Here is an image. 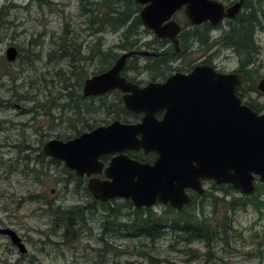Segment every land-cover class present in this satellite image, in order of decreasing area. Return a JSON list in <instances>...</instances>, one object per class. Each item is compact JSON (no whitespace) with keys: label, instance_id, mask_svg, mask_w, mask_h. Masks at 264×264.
<instances>
[{"label":"rangeland","instance_id":"1","mask_svg":"<svg viewBox=\"0 0 264 264\" xmlns=\"http://www.w3.org/2000/svg\"><path fill=\"white\" fill-rule=\"evenodd\" d=\"M83 14L80 0H0V228L15 231L27 248L20 254L8 237L0 235V264H264V189L257 198L259 209L247 205L227 211L224 203L211 205L209 197L185 209L211 226L224 215L230 220L227 245L214 241L207 248L203 242H185L175 230H166L155 241L126 237L108 216L113 208L122 214L119 220H131V214L126 216L131 211L120 207L121 202L109 209L92 204L85 184L59 181L65 177L60 165L48 166L43 159L42 167L34 166L43 143L74 135L69 128L71 111L61 108L66 100L57 75L68 72L69 60L60 53L66 44L80 46L100 36L88 39L93 29H87ZM115 30L103 29L97 41L103 50L119 42ZM259 44V64L264 65V33ZM9 46L19 52L15 62L5 59ZM103 102L104 109L95 114H86L80 103L77 111L98 123L101 114H112L106 109L112 101ZM85 103L93 109L100 106L99 101ZM26 163L36 169L34 173L46 171L39 176L40 183L25 175ZM204 188L210 190L209 185ZM34 194L64 209L89 206L83 225H77L68 240L62 237L63 229L54 234L43 206L28 199ZM222 194L217 192L225 202L240 196Z\"/></svg>","mask_w":264,"mask_h":264},{"label":"water","instance_id":"2","mask_svg":"<svg viewBox=\"0 0 264 264\" xmlns=\"http://www.w3.org/2000/svg\"><path fill=\"white\" fill-rule=\"evenodd\" d=\"M136 2L146 5L140 13L141 23L175 45L179 26L173 21L163 22L176 10L185 7V15L193 25L205 20L216 25L224 17H234L240 7L238 2L225 10L211 0ZM130 55L123 54L108 71L87 79L83 96L117 89L123 93L127 110L146 114L143 122L122 125L115 121L65 142L51 139L43 145L46 155L62 161L78 176H90L97 173L98 158L103 154L125 148L155 151L158 158L153 165L119 156L107 169L112 181L92 179L87 183L95 200L129 199L137 209L150 207L158 199L180 210L191 202L186 190L203 194L201 180L230 185L244 196L255 193L256 179L264 188V114L258 115L235 97V86L242 77L196 68L189 75H173L163 84L139 88L120 76ZM5 56L7 61H14L16 49L7 48ZM259 89L264 92V80ZM162 110L163 119L156 121L154 114ZM0 235L8 237L19 253H27L15 231L0 228Z\"/></svg>","mask_w":264,"mask_h":264},{"label":"flooded vegetation","instance_id":"3","mask_svg":"<svg viewBox=\"0 0 264 264\" xmlns=\"http://www.w3.org/2000/svg\"><path fill=\"white\" fill-rule=\"evenodd\" d=\"M124 1L128 2V6L132 7L129 11L125 9V11L131 12L128 22L140 24L138 25L139 30L133 36L135 38L132 39L135 42L134 45L129 47L124 41V31L119 30V42L117 44H110V47L103 50L102 44L97 42L103 33V29L97 31L91 30L88 39L94 37V34L100 36H96V41L94 40L88 44L86 41L85 43H81L80 46L64 43L66 46H64L60 53H62L63 58L69 60L68 72L66 73L71 80L66 81L67 85L62 90L64 94L61 97H64L66 100V104H62L63 109L66 108L71 111L69 113L72 114V119L69 123V128L74 131V135L63 139H52L65 142L83 133L91 132L95 128H105L115 121L122 125H139L143 122L146 114L127 110L122 101L123 93L117 89L102 95L83 96L85 81L108 71L117 59L125 53H131V55L125 60L120 76L139 88H143L149 84H163L173 75H189L196 68H204L221 75H233L236 78L242 77L241 83L235 86V97L240 101L241 105L249 107L258 115L264 114V92L259 89V83L264 80V65L259 64V52L261 49L259 37L264 33V0H211L221 3L225 10L232 7L235 3H240L238 12L234 17H224L216 25L212 24L209 20L193 25L185 15V7L176 10L169 20L163 22V25L169 21H173L179 26V31L175 36L177 45L169 38L157 36L151 29H148L141 23L140 13L146 5H141L136 0ZM124 6H126L125 2L121 4L123 9ZM98 14L99 17H104L102 11ZM121 44H124L125 47L120 48ZM142 52H146L147 54H142ZM104 53H107L106 59H104ZM18 56L19 52L13 62L16 61ZM186 57L190 59L185 60ZM47 65H50V63ZM82 71L85 74L78 73ZM71 96L77 98L86 114L97 113L99 109H104L105 104L103 100H111L112 104L106 105V109L112 114H101L102 117L98 123L90 116L83 118L80 116L81 112L74 111L68 105L71 102L69 99ZM84 101L93 103L99 101L100 106L93 109L91 104H86ZM164 115V110L157 111L154 114V118L156 121H161ZM137 138L140 139L141 136L138 135ZM45 143L37 148L39 154L35 160L46 159L48 160V166L60 165L65 177L59 181L71 183L75 181L83 184V186L85 184L86 195L93 199L92 204L109 209L114 204L121 202L120 207L131 211L126 215L128 217L130 214L132 217L138 213L145 212H152L160 216L168 212L181 215V212L193 203H199L202 199H206L209 196L218 197L217 192H222V190L216 189L217 184L214 181L201 180V186L204 189L203 194L199 195L190 189L186 190L187 195L191 198V202L186 206L184 205L180 210L175 209L168 203L163 204L158 199L150 207L139 209L129 199L112 198L101 202L92 197L87 189V183L92 179H97L99 182L112 181L107 176V169L114 158L121 156L140 164L153 165L158 158V154L155 151L145 152L143 148H125L121 152L106 153L98 158L97 173H92L90 176L87 174L78 176L74 170L67 168L62 161L55 160L46 155L43 152V145ZM256 181L255 185L258 189L259 182L258 180ZM206 185L210 186L209 191L204 188ZM208 194L211 195L206 197ZM239 197L243 196L240 194ZM157 209L160 210V213H158ZM118 211V209L113 210L112 208L110 212L122 215Z\"/></svg>","mask_w":264,"mask_h":264},{"label":"trees","instance_id":"4","mask_svg":"<svg viewBox=\"0 0 264 264\" xmlns=\"http://www.w3.org/2000/svg\"><path fill=\"white\" fill-rule=\"evenodd\" d=\"M81 1V11L86 16L87 29L94 31L111 28L112 30L118 29L124 31V41L130 47L135 44L133 36L138 30L139 23L133 22L129 23V14L127 12L131 10L132 7L128 6V2L124 0H80ZM125 2L124 9L121 7V4ZM48 2H46L47 4ZM127 9V11H125ZM103 13L104 17H99V12ZM117 31V30H115ZM132 40V41H131ZM130 41V42H129ZM120 48H124L125 45L121 44ZM173 51V50H171ZM106 54L104 53V59H106ZM116 56V55H115ZM99 72V71H97ZM85 74V72H78ZM58 80L63 83V89L66 88L67 80L70 78L67 76V73L57 75ZM71 80V79H70ZM71 100L68 104L74 111H77L79 108V102L77 98L71 96ZM63 109V105H61ZM42 158V156H41ZM37 161V162H36ZM28 162V160H27ZM34 166L42 167V159L35 160ZM36 169L29 168V163L24 165L25 175L32 177L33 182L40 183L39 176L46 173L45 170H41L38 173H34ZM34 171V172H33ZM69 183H63L64 187ZM80 184V183H78ZM216 189L222 190L223 193L236 192L231 186L228 185H216ZM87 193V190L84 188ZM263 191L261 184L256 191L255 195L250 197H234L229 201L225 202L224 199H221L216 196H209L210 204L216 206L217 204L224 203L227 205V211L233 210L240 207H245L247 205H252L256 209H259L260 202H258V194ZM28 199H36V202H39L43 206V211L46 215L52 220L53 233L63 229L62 237L68 240V234L75 230L77 225H83L84 219L83 214L85 210L89 209L85 206H72L70 208H61L60 206H54L52 202L48 200L41 201L40 196L34 194L29 196ZM219 202V203H218ZM187 209V208H185ZM181 212V215H176L172 213H167L163 216L156 215L152 212L138 213L135 216L131 217V220L123 222L119 220L117 213H109V217L115 220L119 231L124 233L126 237L131 238H143L150 241H155L160 239L166 232V230H175L181 233L184 236V241L187 243L193 242H203L207 248L211 246L214 241H222L227 244V233L229 230L230 220L227 216H222L217 221L218 224H213L211 226L206 220L199 218L196 213H188L186 210ZM79 220V222L77 221ZM195 252V251H194ZM152 259V258H151Z\"/></svg>","mask_w":264,"mask_h":264},{"label":"bare ground","instance_id":"5","mask_svg":"<svg viewBox=\"0 0 264 264\" xmlns=\"http://www.w3.org/2000/svg\"><path fill=\"white\" fill-rule=\"evenodd\" d=\"M257 191V189L255 190V192Z\"/></svg>","mask_w":264,"mask_h":264}]
</instances>
